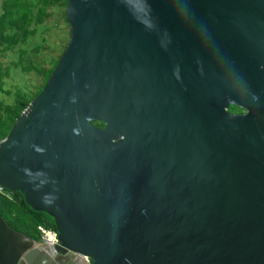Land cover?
<instances>
[{"label":"water","instance_id":"water-1","mask_svg":"<svg viewBox=\"0 0 264 264\" xmlns=\"http://www.w3.org/2000/svg\"><path fill=\"white\" fill-rule=\"evenodd\" d=\"M66 18L0 143V187L54 219L55 262L264 264V0H69ZM0 225L13 264H38Z\"/></svg>","mask_w":264,"mask_h":264},{"label":"trees","instance_id":"trees-1","mask_svg":"<svg viewBox=\"0 0 264 264\" xmlns=\"http://www.w3.org/2000/svg\"><path fill=\"white\" fill-rule=\"evenodd\" d=\"M68 2L69 0H3V14L0 16V54L4 50L15 48L30 36L31 32L29 29L34 23V11L40 6L64 8V20L71 30V26L66 18ZM10 26H13L16 31L14 35L8 34ZM60 59L55 62L51 70H40V73L44 75L45 82L36 98L47 85ZM3 80L4 71L0 60V87ZM32 102L26 97L19 96L13 106L6 108L0 107V142L9 136L19 118L29 108ZM229 111L233 114L244 112L243 109L233 106L230 107ZM93 124L98 128H105L102 123L94 122ZM5 192L9 193L11 197L8 198L0 194V215L15 232L23 234L36 242H40L41 240L40 227H45L48 230L58 233L57 226L52 217L32 209L19 192H10L6 189Z\"/></svg>","mask_w":264,"mask_h":264},{"label":"rangeland","instance_id":"rangeland-1","mask_svg":"<svg viewBox=\"0 0 264 264\" xmlns=\"http://www.w3.org/2000/svg\"><path fill=\"white\" fill-rule=\"evenodd\" d=\"M2 5L3 0H0V16L3 14ZM64 13V8L40 6L34 11V23L29 29L30 36L15 48L4 50L0 54L4 71V80L0 87L1 108L13 106L19 96L31 101L36 99L45 82L40 70H51L70 43L71 30L64 20ZM15 33L13 26H10L8 34ZM0 194L11 197L5 189L0 191ZM36 243L39 249L45 251L52 248L44 244L42 239Z\"/></svg>","mask_w":264,"mask_h":264},{"label":"flooded vegetation","instance_id":"flooded-vegetation-1","mask_svg":"<svg viewBox=\"0 0 264 264\" xmlns=\"http://www.w3.org/2000/svg\"><path fill=\"white\" fill-rule=\"evenodd\" d=\"M244 112L241 113H237V114H244ZM1 216V215H0ZM2 218V217H1ZM3 219V218H2ZM5 223L7 224V222L5 221ZM8 225V224H7ZM9 226V225H8ZM10 227V226H9ZM11 228V227H10ZM12 229V228H11ZM13 230V229H12ZM14 231V230H13ZM15 232V231H14ZM16 233V232H15ZM4 235V236H3ZM3 237V239H5V241H2L3 244V253L2 255H0V261L2 260V264H13L14 260H15V256H14V251H15V245L17 246V243L15 242L14 244L12 243V241L10 239H7V231L2 227V225H0V239ZM26 243L28 244L29 241H26ZM7 245V246H6ZM18 264V262H17Z\"/></svg>","mask_w":264,"mask_h":264},{"label":"bare ground","instance_id":"bare-ground-1","mask_svg":"<svg viewBox=\"0 0 264 264\" xmlns=\"http://www.w3.org/2000/svg\"><path fill=\"white\" fill-rule=\"evenodd\" d=\"M32 243L29 242L27 245H31ZM59 244H55L54 246H51L52 248L49 249L48 251H45L44 249H39V247H36L34 249H37L38 251L35 252L32 256H31V259H30V263L35 261L36 259H38V264H43L45 258H51V264H57L55 262V256H56V250H55V247L58 246ZM41 248V247H40ZM43 253L44 255H46L45 257L44 256H41L39 257V254ZM18 264H19V261H18ZM46 264V263H44Z\"/></svg>","mask_w":264,"mask_h":264},{"label":"built area","instance_id":"built-area-1","mask_svg":"<svg viewBox=\"0 0 264 264\" xmlns=\"http://www.w3.org/2000/svg\"><path fill=\"white\" fill-rule=\"evenodd\" d=\"M3 188L0 187V191H2ZM40 235L42 242L46 244L47 246H54L55 244H59L58 234L54 231L48 230L45 227L39 228ZM89 264H91L90 259L85 258Z\"/></svg>","mask_w":264,"mask_h":264}]
</instances>
